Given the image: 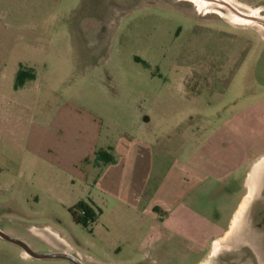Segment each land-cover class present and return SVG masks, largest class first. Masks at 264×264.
I'll return each instance as SVG.
<instances>
[{"label": "rangeland", "instance_id": "374dc122", "mask_svg": "<svg viewBox=\"0 0 264 264\" xmlns=\"http://www.w3.org/2000/svg\"><path fill=\"white\" fill-rule=\"evenodd\" d=\"M120 1L126 3L0 0V139L5 141L0 142V174L14 161L24 174L11 182L10 191L0 188V227L20 232L38 254H48L42 252L47 244L58 243L85 264L119 263L111 234L100 225H77L69 212L88 202L95 178L90 161L81 167L88 174L86 183L56 179L53 194L32 177L29 154L11 146L15 134L47 122L44 100L53 103V113L66 100L78 102L104 121L100 132L116 135L137 126L138 115L157 113L159 100L174 96L176 66H212V74L204 70L188 80L231 84V100L258 96L264 83V22H232L216 13L218 8L223 12L220 7L202 9L196 0ZM228 1L264 18V0ZM73 44L79 48L76 74L70 72ZM22 67L35 70L39 82L16 91ZM0 264L69 263L25 258L20 247L0 239ZM205 264H223L221 246Z\"/></svg>", "mask_w": 264, "mask_h": 264}, {"label": "crops", "instance_id": "0c3cea01", "mask_svg": "<svg viewBox=\"0 0 264 264\" xmlns=\"http://www.w3.org/2000/svg\"><path fill=\"white\" fill-rule=\"evenodd\" d=\"M78 49L73 44V74L80 72ZM214 69L176 66L174 98L159 100L157 113L138 115L132 130L102 133L104 121L95 111L66 100L53 113L47 98V122L10 141L29 154L32 177L53 194L56 179L86 183L81 167L90 161L95 178L86 204L101 211L92 227L111 234L118 264H205L219 246L223 264H264V83L258 96L238 101L228 98L231 84L188 80ZM37 82L36 73L35 81L16 91ZM109 149L114 164H93L98 150ZM16 163L1 168L4 191L24 175ZM0 231L32 249L20 232ZM42 252L85 264L62 244L48 243ZM21 255L32 258L22 248Z\"/></svg>", "mask_w": 264, "mask_h": 264}, {"label": "trees", "instance_id": "16d2710c", "mask_svg": "<svg viewBox=\"0 0 264 264\" xmlns=\"http://www.w3.org/2000/svg\"><path fill=\"white\" fill-rule=\"evenodd\" d=\"M36 79V72L33 69L22 67L17 73L15 89L19 90L23 88L27 83L33 82ZM116 162L115 157L112 154V150H99L95 155V163L98 166H107ZM71 217L77 225L84 228L92 227L101 214V211L97 212L93 210L91 206L86 203H80L77 206L69 210Z\"/></svg>", "mask_w": 264, "mask_h": 264}, {"label": "bare ground", "instance_id": "6f19581e", "mask_svg": "<svg viewBox=\"0 0 264 264\" xmlns=\"http://www.w3.org/2000/svg\"><path fill=\"white\" fill-rule=\"evenodd\" d=\"M196 3L202 9H206V10H209V8H213L214 10L215 7H220L223 10V12L220 11V9L218 8L216 9V13L232 22L235 21L236 23L240 22L242 24H245L247 20H252L251 21L252 23L253 22L255 23L257 21L264 22V18L263 19H261V17L258 18V16H256L255 14H250V13L247 14L241 12L240 9H238V7L233 5L234 3L232 4L228 0H196ZM224 10H227L228 12L225 13Z\"/></svg>", "mask_w": 264, "mask_h": 264}, {"label": "water", "instance_id": "95a60500", "mask_svg": "<svg viewBox=\"0 0 264 264\" xmlns=\"http://www.w3.org/2000/svg\"><path fill=\"white\" fill-rule=\"evenodd\" d=\"M0 238L21 247L32 258H36V259H63V260H67L73 264H81L75 257L65 255V254H38V253H35L23 242L16 240L12 237H9L6 234L2 233L1 231H0Z\"/></svg>", "mask_w": 264, "mask_h": 264}, {"label": "flooded vegetation", "instance_id": "af4514ba", "mask_svg": "<svg viewBox=\"0 0 264 264\" xmlns=\"http://www.w3.org/2000/svg\"><path fill=\"white\" fill-rule=\"evenodd\" d=\"M123 2L126 3L125 1H120V0H105V3L111 5L112 7H116L118 6L119 3H123Z\"/></svg>", "mask_w": 264, "mask_h": 264}]
</instances>
